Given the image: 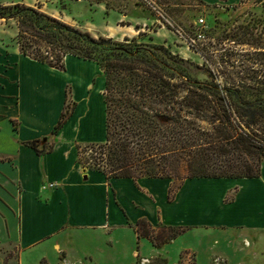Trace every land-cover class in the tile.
I'll return each instance as SVG.
<instances>
[{"label":"crops","instance_id":"1","mask_svg":"<svg viewBox=\"0 0 264 264\" xmlns=\"http://www.w3.org/2000/svg\"><path fill=\"white\" fill-rule=\"evenodd\" d=\"M201 1L234 6L242 0ZM62 63L63 68L51 67L22 54L14 36L0 25V248L14 245L18 264L30 256L36 264H52L42 254L48 248L55 252L56 264L73 259L94 264L99 248L90 250L69 235L100 230L111 246L123 236L121 243H129L133 256V239H140L133 225L145 220L182 228V234L192 230L209 239L221 236L217 243L200 241L208 247L209 264H264V164L256 177L178 182L108 177L84 168L76 147L105 140V78L94 60L68 54ZM147 244L145 262L162 257L166 264H176L182 252L190 251L196 264L192 245L179 246L175 258L168 256V244ZM57 245L66 251L62 259ZM0 264L8 263L0 256Z\"/></svg>","mask_w":264,"mask_h":264},{"label":"rangeland","instance_id":"2","mask_svg":"<svg viewBox=\"0 0 264 264\" xmlns=\"http://www.w3.org/2000/svg\"><path fill=\"white\" fill-rule=\"evenodd\" d=\"M15 4L19 7L14 6ZM21 6L31 7L81 32H88L96 39H108L107 43L94 45L85 36L69 31H60L55 37L63 45L72 43L70 51L73 54L96 60L101 68L104 61L114 58L118 47L122 46L128 51V55L137 54L162 66L174 81L184 80L195 84L214 82L230 86L242 84L248 88L240 93L242 100L256 103L260 107L258 109L264 112V5L258 0H242L234 6H228L224 1L209 5L201 0H0V13L3 16L0 18V25L6 35L14 36V42L19 27L30 32L34 26L29 11L17 13ZM200 18L204 25L196 26L195 22ZM197 31H202L204 37L193 43L191 39ZM46 46L40 45L43 55H46L45 49L50 52L47 48L50 46ZM70 51L65 52L67 54ZM63 53L64 50H61V54ZM229 98L236 101L233 95ZM76 149L77 160L84 168L94 169L99 166L108 169L104 164L93 165V147L78 145ZM236 155L234 153L228 157ZM238 157L236 164L241 168L243 165H251L260 169L264 164V154L240 153ZM150 165L158 166L155 161ZM231 171L244 174V170L240 169L229 170ZM200 173L190 171L186 164H181L174 171L173 178L178 182ZM133 230L140 238L139 241L135 237L133 239V256L129 243H121L123 236H118L119 241L114 246L104 237L105 232L100 230L73 234L68 238L79 245L86 242L87 245L84 246L90 250L99 248L94 252V264H154L162 257L145 262L142 258L149 255L146 247H150L146 243H159L161 237L176 234L178 239L174 245L169 244L174 239H168L161 245L168 244L167 247L171 250L168 256L176 258L179 246L192 245L197 252L196 264H209V255L204 251L208 250L206 242H200L209 239L210 236L205 233L190 230L182 234V228L147 222L133 225ZM142 234L148 237H143ZM125 239L128 242V236ZM209 240H217V243L221 236H212ZM0 249V256L4 261L9 251L16 250L14 245H6ZM42 250L36 252L40 254L39 251ZM55 251L60 259L66 254L59 245L55 247ZM42 254H45L48 262L57 263L52 249L48 248ZM33 259L34 256L27 257L28 261L23 264H36ZM7 263L16 264V261L11 258ZM38 264L46 262L40 260ZM70 264L89 263L73 259ZM176 264H194V256L190 251L182 252Z\"/></svg>","mask_w":264,"mask_h":264},{"label":"trees","instance_id":"3","mask_svg":"<svg viewBox=\"0 0 264 264\" xmlns=\"http://www.w3.org/2000/svg\"><path fill=\"white\" fill-rule=\"evenodd\" d=\"M14 6L19 7L18 4ZM23 10L31 13L34 26L30 32L19 27L15 38L19 51L51 67L63 68V57L75 55L70 51L72 43L63 45L56 41L60 31L83 35L94 45L108 42V39H96L88 32H81L31 7L21 6L17 13ZM41 44L50 46H46L50 50L45 49L46 55L40 52ZM117 50L115 57L106 59L102 68L91 59L99 64L105 78V140L88 147L94 148L93 165L104 164L108 168L96 166L94 170L108 177L174 179L176 168L186 164L190 171L201 173L185 178L259 175L258 167L243 165L241 168L236 164L240 153L264 154V112L256 103L242 100L240 93L248 88L239 83L230 86L174 81L154 61L137 54L128 55L122 46ZM65 51L70 52L66 54ZM231 95L236 101L229 100ZM31 146L35 148L33 142ZM234 153L236 157H228ZM220 157L225 159L220 160ZM152 161L158 166H151ZM233 169L244 170V174L229 172ZM174 188H169V197ZM140 223L146 221L138 220L135 224ZM176 237V234L161 237L160 242L153 245L161 247L168 239ZM18 257L17 250L9 251L5 261L13 258L18 264ZM154 264H166V259L161 258Z\"/></svg>","mask_w":264,"mask_h":264},{"label":"built area","instance_id":"4","mask_svg":"<svg viewBox=\"0 0 264 264\" xmlns=\"http://www.w3.org/2000/svg\"><path fill=\"white\" fill-rule=\"evenodd\" d=\"M195 25L196 26H203L204 25V21L202 18L198 19L196 22H195ZM203 33L202 31H197V33H194L193 35V38L191 39L192 42L194 43L195 40H200L201 38H203Z\"/></svg>","mask_w":264,"mask_h":264}]
</instances>
